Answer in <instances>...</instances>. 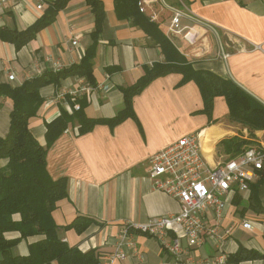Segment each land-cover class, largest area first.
Listing matches in <instances>:
<instances>
[{
    "label": "crops",
    "instance_id": "0c3cea01",
    "mask_svg": "<svg viewBox=\"0 0 264 264\" xmlns=\"http://www.w3.org/2000/svg\"><path fill=\"white\" fill-rule=\"evenodd\" d=\"M55 0H4L0 3V29L23 31L43 16ZM105 17L93 58L92 87L84 76L67 75L42 86L43 104L29 121L37 140L46 145V123L61 114L80 109L76 98L85 97L83 111L90 119L109 120L125 106L123 87L137 83L155 63L165 62L158 43L132 19L121 18L115 0H102ZM145 13L156 20L167 36L173 8L183 9L182 23L190 30V43L182 35L171 40L196 71H210L230 79L264 105V0H141ZM166 4L169 6L167 7ZM140 6V3H139ZM141 10V9H140ZM95 14L85 0H71L55 21L17 48L0 38V84L11 88L45 73L57 74L80 64L94 43ZM76 41V43H74ZM79 105V108H75ZM13 101L0 96V137L10 129ZM133 115L111 125L96 124L80 134L72 123L49 147L47 168L54 179H68V198L60 201L53 218L59 236L81 251L96 250L99 259L117 251L125 227L151 217L179 212L180 202L158 189L149 178L148 158L180 138L198 134L205 159L211 166L237 158L264 138V128L251 129L235 120L222 95L212 110L195 80L184 81L182 71H172L150 81L132 99ZM244 140L242 150L236 144ZM233 141H237L233 144ZM228 144V145H227ZM8 163L0 158V169ZM259 175L257 197L261 210L249 207V190L224 195L220 231L224 237L207 239L193 248L188 264H230L228 256L240 246L264 252V179ZM251 183V184H253ZM258 207V209H256ZM78 216L95 221L81 234L64 229ZM13 219L19 221L16 213ZM206 225L217 223L216 213L205 214ZM8 239L21 236L5 233ZM170 232L168 238L172 237ZM43 238H22L13 249L29 254L30 244ZM182 246L188 242L182 238ZM127 257L113 264H171L169 252L156 237L128 229L120 246ZM187 256H184L186 260ZM240 264H264V258Z\"/></svg>",
    "mask_w": 264,
    "mask_h": 264
},
{
    "label": "trees",
    "instance_id": "16d2710c",
    "mask_svg": "<svg viewBox=\"0 0 264 264\" xmlns=\"http://www.w3.org/2000/svg\"><path fill=\"white\" fill-rule=\"evenodd\" d=\"M71 0H55L46 12L32 26L23 31L0 29V38L14 42L17 48L28 43L36 34L52 24L59 11ZM95 14L94 43L87 51L80 64L57 74L45 73L32 81L11 88L0 84V96H8L13 101L10 129L5 138L0 137V158H7L8 163L0 169V264H97L99 257L96 250L81 251L76 246H69L59 236L60 227L53 218V212L60 201L68 198V179H54L47 168V153L55 140L74 122L79 123V132L90 131L96 124L108 122L117 124L133 115L132 99L153 79L172 71H182L184 81L195 80L201 88L205 110L211 111L214 98L222 95L226 98L231 116L251 129L264 128V105L230 79L222 78L213 72L193 69L187 58L182 55L173 42L165 35L157 22H154L140 10L141 0H115L116 13L121 18L132 19L158 43L165 55V62L155 63L151 69L134 85L123 87L124 108L113 118L90 119L83 111L85 97L76 98L80 109L69 113L62 109L61 114L46 123V145H42L30 129V119L36 116L43 104L40 94L42 86L67 75L84 76L90 86L97 85L93 76V58L96 43L102 30L105 9L102 0H85ZM236 144L237 141H233ZM245 141L240 140L236 148L242 150ZM228 145V144H227ZM263 175L264 169L260 171ZM259 183L251 184L250 208L258 206ZM256 207V209H258ZM19 213L16 221L13 215ZM95 219L78 216L64 229H74L83 233ZM18 231L21 236L8 239L5 233ZM43 235V238L30 244L29 254L16 255L15 246L22 238ZM264 258V252L255 249H239L228 256L230 264H240L244 260Z\"/></svg>",
    "mask_w": 264,
    "mask_h": 264
},
{
    "label": "built area",
    "instance_id": "2783aa9c",
    "mask_svg": "<svg viewBox=\"0 0 264 264\" xmlns=\"http://www.w3.org/2000/svg\"><path fill=\"white\" fill-rule=\"evenodd\" d=\"M145 3L140 2L142 12H146ZM185 16L183 9L173 8L166 34L171 40L182 35L194 43L196 40L191 38L190 30L185 31L188 26L182 23ZM157 18L154 12L151 19ZM75 108L78 109L79 105ZM147 162L149 178L158 189L178 199L180 210L173 215L151 217L143 223H129L117 251L99 259L97 264H113L117 259L127 257L120 246L128 229L158 238L171 259L174 258L171 264H188L193 248L207 239L223 238L225 231L221 233L220 224L225 205L224 195L236 190H249L251 183L260 175L264 169V138L259 145L246 149L237 158L211 166L202 152L199 135L191 134L153 153ZM209 210L216 213L217 223L208 227L205 214ZM170 232L173 236L168 238ZM182 238L187 240V248L182 246ZM184 256H187L186 260Z\"/></svg>",
    "mask_w": 264,
    "mask_h": 264
}]
</instances>
